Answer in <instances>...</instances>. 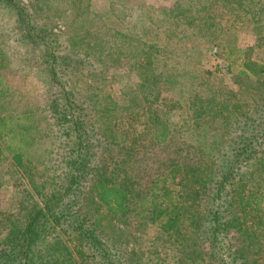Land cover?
<instances>
[{"label": "rangeland", "instance_id": "374dc122", "mask_svg": "<svg viewBox=\"0 0 264 264\" xmlns=\"http://www.w3.org/2000/svg\"><path fill=\"white\" fill-rule=\"evenodd\" d=\"M9 1L0 0V127L13 129L0 133V247L35 205L63 185L77 197L71 213L94 222L101 238L120 242L116 264H191L190 251L204 257L207 245L193 225L236 151L240 120L231 106L254 108L264 99L242 68L245 57L264 65V0ZM16 7L32 16L40 37L19 22ZM51 93L68 95L78 107L84 170L67 165L75 158L69 152L73 134L55 126L46 103ZM17 130L25 131L24 138L13 137ZM263 140L246 147L256 158L235 174L246 190L262 194ZM173 166L182 172L168 174ZM69 173L76 179L70 185ZM163 178L188 217L172 241L150 221ZM97 181L126 186L124 217L95 211ZM228 213L240 216L234 204ZM261 223L259 258L264 215ZM69 230L60 220L38 246V264L42 256L51 264L47 257L71 250ZM230 231L220 253L226 262L251 252ZM72 262L101 264L91 256H72L65 264Z\"/></svg>", "mask_w": 264, "mask_h": 264}, {"label": "trees", "instance_id": "16d2710c", "mask_svg": "<svg viewBox=\"0 0 264 264\" xmlns=\"http://www.w3.org/2000/svg\"><path fill=\"white\" fill-rule=\"evenodd\" d=\"M7 2L10 4L9 0ZM14 11L18 15L19 22L24 21L29 28L27 30L40 37L38 26L33 22L32 16L23 8L16 7ZM146 59L149 63V58L147 57ZM148 63L147 65H149ZM242 68L244 70L243 74L253 77L256 85L264 91V65L245 57L242 61ZM50 73L54 80L53 69L50 70ZM46 103L48 104L51 118L56 124L55 126L64 127L67 132L73 134L69 152L75 158L71 162L69 161L68 167L70 170L79 168L84 170L85 159L79 157L81 156V146L86 139V135L83 129V121L79 119L78 115L74 116V112L78 107L73 104L68 95L54 96L51 93L47 96ZM231 108L235 116L240 120L238 134L232 141V144L236 143V151L234 156L229 158L231 160L227 168L228 172L221 176L215 188H210L214 190V193H209L202 213L198 211L199 215H195L198 219L193 225L196 231L194 234L197 237L200 236L202 241H205L208 252L202 257L203 253L201 252L185 251L189 255L188 261L191 264L194 261L205 264L204 258L208 262L209 260L215 261L216 263L213 264H257L260 259L264 263V256L259 258V254L263 253V250L258 245H255L262 229L264 194L246 190V184L235 178L236 169L242 163H247L256 158V152L251 146L249 148L246 147L250 144L260 147L264 139V119H262L264 99L262 97L260 104L254 108L249 106L242 108L238 105H232ZM4 130L13 131L12 128H7L5 123H2L0 133H3ZM24 133L25 131L23 130H17L16 136L13 137L20 136L24 138ZM161 133H165V130ZM164 135L159 134L156 137L161 136V140H163ZM237 143L240 144L239 147H237ZM16 149H20V146H17ZM16 158L17 156H15ZM181 172V166H173L168 174L174 175ZM66 178L68 185L76 181L71 173ZM159 180L161 187L156 196L157 204L152 211L150 221L157 225L161 237L164 236L166 240L172 241L181 234V227L188 217L184 207L179 202V195L177 198L174 190L166 185L167 180L165 178ZM180 180L183 181V177ZM92 190L91 203L94 205L95 211L104 208L110 217L120 218L126 215L128 211L126 207L128 197L126 186H110L102 181H97L92 185ZM76 198L71 187L63 188V185H61L57 190L51 191V194L44 199L41 206L35 205L27 213L21 230L16 234H11L10 238L3 242L0 247V264H38L36 260L38 256L35 252H38V246L44 240L46 241L45 237L54 232L55 226L59 225L60 220L64 221L65 224H69L70 230L67 235L71 236L73 246H71V250L64 247L63 252L59 251L54 253L53 256L47 257L48 260L52 261L51 264H65L66 259L72 256L76 260H83L91 256L94 259L96 258L101 264H116L115 261L121 254V250L118 247L120 242L101 238V234H98L97 226L94 225V222L90 225L84 218H76L71 213ZM231 204L238 208L240 216L235 217L228 213V208ZM231 228L234 230V234L244 238L251 252L247 251L244 256L240 255L237 258H228V262H226L220 253L223 248V240L231 232ZM188 239L185 236L181 239V242L186 246ZM42 259L43 256L40 264H43ZM71 264L74 263L72 262Z\"/></svg>", "mask_w": 264, "mask_h": 264}]
</instances>
